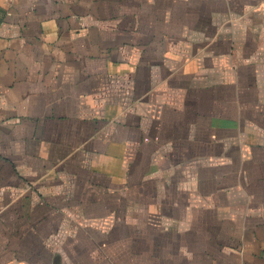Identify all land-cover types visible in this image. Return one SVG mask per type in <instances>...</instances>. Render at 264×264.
Wrapping results in <instances>:
<instances>
[{
    "label": "crops",
    "instance_id": "0c3cea01",
    "mask_svg": "<svg viewBox=\"0 0 264 264\" xmlns=\"http://www.w3.org/2000/svg\"><path fill=\"white\" fill-rule=\"evenodd\" d=\"M0 264H264V0H0Z\"/></svg>",
    "mask_w": 264,
    "mask_h": 264
}]
</instances>
